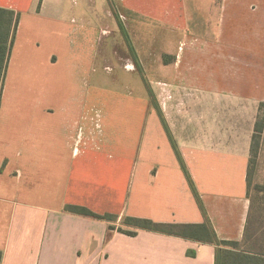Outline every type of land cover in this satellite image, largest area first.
Masks as SVG:
<instances>
[{
  "label": "crops",
  "instance_id": "1",
  "mask_svg": "<svg viewBox=\"0 0 264 264\" xmlns=\"http://www.w3.org/2000/svg\"><path fill=\"white\" fill-rule=\"evenodd\" d=\"M0 7L19 13L0 96V264H214L213 243L126 216L200 224L206 215L218 239L248 243L264 0ZM139 67L153 71V101Z\"/></svg>",
  "mask_w": 264,
  "mask_h": 264
},
{
  "label": "trees",
  "instance_id": "2",
  "mask_svg": "<svg viewBox=\"0 0 264 264\" xmlns=\"http://www.w3.org/2000/svg\"><path fill=\"white\" fill-rule=\"evenodd\" d=\"M18 20L19 13L8 8L0 7V96L3 89L4 78ZM143 80L151 97V100L153 101L152 88L145 78ZM263 118L264 117H258L255 123V129L252 135L250 146V159L248 169L250 167V164L255 162V157L258 153L259 138L263 129ZM182 167L193 190L194 196L196 197L203 213L205 214L198 193L196 192L193 182L189 174L187 173L183 163ZM65 210L75 214L89 216L97 219H105L108 221L114 219V216L111 214H98L91 211L87 207L79 205H66ZM124 223L135 228L163 232L189 239L213 243L215 245L214 264H264V252L245 248V244H247V240H245V237L242 241L218 239L206 215L205 221L200 224L157 223L153 222L150 219L132 216H126L124 218ZM110 228L114 227L110 226ZM118 231H121L128 235H133L135 233V231L123 230L121 228H118ZM189 254H193V252H190Z\"/></svg>",
  "mask_w": 264,
  "mask_h": 264
},
{
  "label": "rangeland",
  "instance_id": "3",
  "mask_svg": "<svg viewBox=\"0 0 264 264\" xmlns=\"http://www.w3.org/2000/svg\"><path fill=\"white\" fill-rule=\"evenodd\" d=\"M129 30L131 29L129 28ZM141 56L144 59V63L148 68L153 66L154 56L149 54L147 49L143 48ZM129 58H130L129 63H131L133 55L130 51H129ZM148 68L145 70L143 67L142 69L139 67L138 73H140V76H142L143 79L145 78L148 84L150 85V87H152L151 83L149 82L150 81L149 78H152L153 71L152 69H148ZM105 89H110V88L106 87ZM124 90L125 88L123 89V91ZM124 93L127 92L124 91ZM136 93H138V91L134 90L133 94L136 95ZM132 99H133L132 97L128 98V108L130 109L135 108L136 102L133 101ZM258 117L259 118L264 117V105L260 106ZM263 127H264V118H263ZM247 191H248V196L250 197L251 200L252 208L248 219V230H247L248 243L245 244V248H250L264 252V131L260 134L258 153L255 157V162L250 164V167L248 169Z\"/></svg>",
  "mask_w": 264,
  "mask_h": 264
}]
</instances>
